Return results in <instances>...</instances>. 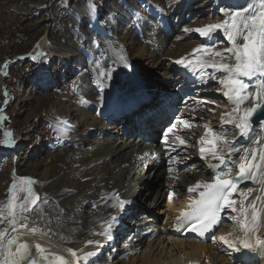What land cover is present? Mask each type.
Returning a JSON list of instances; mask_svg holds the SVG:
<instances>
[{
    "label": "bare ground",
    "instance_id": "1",
    "mask_svg": "<svg viewBox=\"0 0 264 264\" xmlns=\"http://www.w3.org/2000/svg\"><path fill=\"white\" fill-rule=\"evenodd\" d=\"M12 1L14 2L15 7L10 5V2ZM16 2L17 1L15 0H0V31L6 30L5 33H8L16 24L23 25L22 21L27 19L25 17H21L20 19L10 16L5 17L2 13V9L5 8L9 10L15 8V13H18L19 15L23 12L26 13L28 8L26 4L28 3L26 2L23 7H16ZM197 3V1L192 2L187 7V10H195L202 6V3ZM235 3L238 5H246L245 0H238ZM59 4L56 8H61V11L56 10L54 18L52 19V26L48 28V31L50 30L49 35L41 38L33 47V51L37 53L42 52L44 55L50 54L48 53L50 51H55L60 55L65 54L66 56L63 57L67 58L70 54L69 52H74L75 48L79 45L88 43L86 41H90L91 43L89 44L97 45L99 38L96 32L93 29L86 27L83 23L75 24L76 22L72 21L69 14L71 10L77 12L84 8L82 1L79 0V2L77 4L75 3L72 7L66 6L63 2V6H60ZM42 6L44 7V5ZM63 8H65V10H63ZM199 11H202V9L194 11V13ZM42 12L43 11H41V13ZM6 21H9V26H6ZM2 25H4V28ZM75 27H83L85 29V34L73 32L72 30H74ZM173 29L174 28H164L155 33H150L148 39L151 37L162 38V42L153 49L151 48V45L144 46L142 41L139 42L135 36L130 34L123 35L120 39H117L113 45H125L132 58V60H129V63L133 65L136 72L141 73V76L146 80L155 83V86L151 90L150 99L145 102L146 108H150L157 103H162L161 107L158 109L164 110L166 112V118H168L179 103L184 104L188 102L193 105L194 109L200 111V116L205 117L206 120L204 123H206L208 128L223 133L229 142V147H232L234 144L236 148L240 149L239 152H236L232 156L231 161H229V167L232 169V176L235 177L239 171L238 165L240 163V156L243 154V149L245 147H256L259 151L261 147H264V126H256L253 136H251L250 133L249 136L245 137H239L238 130L235 129L234 125H224L222 129L221 115L230 112L235 106L223 96L222 86L218 91L213 92L214 96L222 99V103L218 104L216 108H212V111L207 110L206 112H203L201 110L200 103L202 101L197 96L199 90L195 91L194 87H192L193 84L196 85L195 88L200 86L197 78L198 76H194L187 69L175 63L177 59L186 57L187 53L191 54L188 58L195 59L196 54L193 53V49L198 48L199 45H190V41L183 42L187 38L186 34L174 35L172 34ZM217 36L218 35L214 38L217 39ZM5 39L8 40L9 38H3L0 35V45L1 41ZM109 48L111 54L104 60L103 71H106L108 68L116 69L121 64L118 59L119 55L117 50L112 47ZM7 50V47L1 46L0 59ZM216 50L222 49L216 48ZM7 66H9L7 62H3L0 65V85L6 83L5 78L7 76ZM19 68H21L20 64L18 65V69ZM209 71L210 73L213 72L212 69ZM219 73H221V77L224 75L222 72ZM174 75L183 76L184 81L179 82L174 80ZM37 77V75L34 76L32 74V68H28L23 82L25 91L23 90L20 94L19 92H16L15 87L12 88V85L9 86L11 89L10 103H13L14 106L10 109L11 114L7 112V115L14 116L12 114L15 112V117H20L21 114H23V111L28 110L26 107L27 103L30 104L32 102L31 100L34 99L33 97H36V95L41 93V89H32ZM72 78L73 74L67 71L64 80L66 81ZM129 79H132V77ZM211 81L212 80L209 82ZM174 82L179 83L180 88H175L173 85ZM251 90L254 91L255 89ZM51 93L52 92H49V95L47 94L43 97L47 102V106L43 111L49 113L50 111L55 110L57 113L68 116L70 120L77 119L79 121L78 125L83 128L82 132L77 135L79 138V148L69 147L57 154H51L48 157H54L51 158V162L46 165H44L45 158L38 163H31L34 161L31 156H34L36 152H31L28 156L25 152L24 145H17L19 138L15 140L14 137L16 136H13L14 134L12 131L8 130L6 132L11 133V136L8 139L14 142V146L2 145V149H0V151H3L2 156H4L7 151H14V147L17 145L16 149L18 151L19 160L17 159V162L14 161V157L10 164V168H13L14 165H16L15 173L18 174V165L28 163L29 169H27L28 176L26 177H31L36 181L34 189L39 195L50 186L51 188H57V193L51 198V200H41L42 202L39 203V206L35 208L32 214V219L37 218L38 220L36 222L40 225L47 224L48 221L52 223L53 226L51 227L58 235L62 236V241L81 240V242L76 245V248L82 249L85 246L86 241L89 240L90 234L93 231L92 227L94 228L95 233H102L105 227L102 222V217L111 212H116L114 208H110L112 203L110 200L99 208L98 206L90 207L93 204L87 203L105 201L106 198L105 195H103V191L116 190L124 197L135 198L138 204L145 205L146 209L151 208V211H149L151 212V216L154 218L155 223L162 220L160 223L165 235L162 234L146 244H143L142 242L137 244L136 246H141V249L140 253L136 254L134 257L129 253L124 252L121 248H113V245H111L113 240L112 234L110 239L102 235L100 238L101 241L99 240L100 247L102 249L113 248L112 253H114L115 259V262L113 263L112 260L108 259L105 264H172L174 261L183 262L188 258L193 260L197 259L201 264H203L205 258H208L216 264H241V261H243V264H264V249H254L251 251L244 250V254L241 256L240 252H235L232 249H229L222 242H219V240L214 243L212 239H209L206 243H199L198 241L191 239H178L172 234V222L174 216L171 215L170 217L163 219L155 215L154 211H159L163 208V196L168 188L174 190L173 199H180L181 203L178 202L174 205L167 203V206L169 209L172 207L174 213H179L182 208H188L186 202L192 195V193L187 191L188 188L196 184L197 181L207 182L212 180L215 174L214 170L208 166L206 160L200 158L199 154V148L201 146H206L199 143L200 138L204 136L205 133L200 135L195 131L193 125L189 123L191 125L190 127L181 130V136L184 137L186 144L179 145L178 141L169 143L176 150L172 151L168 148L164 149V167L168 172V176L165 177L163 169L154 161L147 159L144 164H142V161L133 163L134 159L132 158L131 153L137 148L143 146L138 139L132 140L126 139L125 137L117 139L115 137L112 140H107L106 138L103 140H92L90 137L91 131L86 129V127L101 124L97 122L89 111L78 109L71 103L60 105L56 98L52 95L50 96ZM23 94H26V96H23ZM157 94L158 96H156ZM189 95H193L194 97L191 98ZM40 101L41 100L36 102L30 108V111H28L26 116L21 117L18 120L11 117L13 126H16L17 123L26 124V126L19 131L20 134L29 133L30 125H34V118L38 115V112H36L35 109L37 108V105L42 102ZM250 105L251 100L245 104V106ZM4 109L5 105L1 102L0 116L4 113ZM193 113V115H195V111H193ZM177 117H181L185 120L187 115L180 113ZM85 118H89L90 122L84 124L82 121ZM0 126H4V123H1V121ZM6 132L3 131L1 134L0 138L2 140H5ZM113 132H118V129L114 128ZM230 133L233 134V137L229 136ZM29 138L31 139V137ZM257 139H260L259 144L256 143ZM219 145L220 142H218V151L221 150ZM89 148H91V153ZM222 150L225 152L227 148H223ZM39 153L40 151L37 149V154ZM208 161L211 163H218V161L211 160V157H208ZM57 163L60 165L57 166ZM169 165L172 167L171 171H169ZM144 166H147V168ZM41 167H44L43 170L38 172V169ZM261 169L264 171V164H262ZM69 174L72 177L79 179V182L76 180L72 183H69V180L65 181L64 176H68ZM173 175H175L176 178H172ZM37 176H39L40 179L37 180ZM1 177L2 171H0V179ZM246 185H249L250 188H246ZM70 187L72 190L69 189ZM1 190L2 188H0V191ZM243 192L251 193V195L248 196V199L244 201L245 206L255 200L256 196L264 195V191H262V186L259 181L255 183L247 181L238 191L240 194H237L234 198L237 209L240 207V201L242 199L241 193ZM256 206L259 209L264 210V200L257 201ZM233 215L236 214L227 211V217H232ZM239 219H243V217H239ZM222 235L229 240H233L236 237L243 236V232L241 230L235 231L230 227H224L218 237ZM257 235H264V211L261 212V220ZM20 238L21 237H18V243L22 241L19 240ZM24 238L29 239L36 244L39 243L42 247H49L55 242V237L44 229L36 230L30 235H25ZM227 250L231 251V255L225 253ZM34 260L37 264H43L42 255H37Z\"/></svg>",
    "mask_w": 264,
    "mask_h": 264
},
{
    "label": "snow or ice",
    "instance_id": "2",
    "mask_svg": "<svg viewBox=\"0 0 264 264\" xmlns=\"http://www.w3.org/2000/svg\"><path fill=\"white\" fill-rule=\"evenodd\" d=\"M175 2L178 4L179 0H175ZM245 2L246 6L237 5L233 11L228 10L233 7L231 5L221 7L220 12L226 17L221 23H210L196 29H184L187 33H197L200 38L209 42L214 41L217 33H222L224 39L214 43H202L198 48L193 49V53L196 54L195 59L182 57L175 61L177 65L197 75L198 79L204 83L208 82V78L216 80V72L224 73L218 83L222 86L223 96L235 106L230 112L221 115V128L223 129L224 125H234L238 130L239 137L249 136L257 124L264 126V0H251V2L245 0ZM88 10L93 13L97 12L94 0H88ZM136 16L137 23H140L139 14ZM143 23L147 24V21L145 20ZM225 40L229 47L216 50V45ZM86 42L91 43L90 41ZM37 55L43 56L44 53L38 52ZM33 59L35 60L36 57L34 56ZM118 59L123 66H128L127 57L120 55ZM93 64L99 68V61H93ZM209 68L213 70L210 77L206 71ZM113 71H115L114 68H108L106 71L100 72L101 82L97 83L95 78L93 79L96 87L102 88L103 79L110 78ZM249 100H251V106H245ZM211 103L215 102L211 101ZM2 119L4 117L0 116V120ZM177 120L180 118L177 117ZM63 123L67 124L68 122L64 121ZM182 123L184 127L191 126L187 121H182ZM174 129H177V124L170 122L164 130L162 141L165 148L172 151L176 149L169 144L170 134H173V141H178L179 145L186 144L181 136L174 134ZM10 136L11 133L6 132L5 140L0 141V145L14 146V142L8 139ZM218 142L221 147L219 151L217 150ZM199 143L211 146L207 148L201 146L199 154L202 160L208 162V166L214 170L215 174L211 182L197 181L196 184L188 188L189 193L199 189L203 190L199 191L198 199L191 200L188 206L189 210L182 211L177 217V225L199 237H204L222 222L221 214L230 211L236 214L231 219L233 222L239 223L243 236L229 240L223 235L220 237L212 235V241L215 243L219 240L229 249L240 252L241 256H243L244 250L264 249V235H257L261 212L264 210L256 206L257 201L264 200V195L256 196L255 200L245 206L244 201L251 193H241L239 209L233 199V194L239 190L241 181L254 183L259 181L262 191H264V171L261 169L264 164V147H261L259 151L256 147H245L240 156L238 174L233 177L229 161L240 149L236 148L234 144L229 147V142L222 132H216L207 126H205V135L200 138ZM256 143L259 144L260 139H257ZM223 148L228 149L227 153L222 150ZM145 155L147 156L149 153H145ZM208 157L218 163H211L208 161ZM171 170L172 167L169 165V171ZM35 184L36 181L31 177H20L19 181L14 178L8 188V201L3 208H0V219L5 218V214L6 217H11L8 223L11 225L13 233L17 232L18 219L42 202L38 192L34 189ZM18 191L24 194L23 199L19 202ZM168 198L169 200L173 198L172 192H169ZM112 201L111 207H119L121 210H125L126 205L131 203L120 198L118 194H113ZM239 217H243V219H239ZM117 220L118 217L113 216L111 220L107 221V226L104 227L101 235L110 239L111 229ZM32 231L35 232L36 229L33 228ZM89 243L92 242L89 241ZM13 245H15L14 252L11 250ZM35 248L40 253L44 252L39 243L35 245ZM67 251L72 257L77 256L73 249L69 248ZM0 255L3 257L0 264H37L31 257L29 244L18 243L17 235L6 234L4 231H0ZM95 255H97L96 252H90L81 259L88 261ZM50 264H66V261L63 257L56 256Z\"/></svg>",
    "mask_w": 264,
    "mask_h": 264
},
{
    "label": "rangeland",
    "instance_id": "3",
    "mask_svg": "<svg viewBox=\"0 0 264 264\" xmlns=\"http://www.w3.org/2000/svg\"><path fill=\"white\" fill-rule=\"evenodd\" d=\"M16 2V7H20V6H25L26 2L28 4L27 5V12L26 13H21L20 15L18 13H15V8L9 10V9H2V13L6 16H10V17H14L16 19H20L21 17H25L27 18L26 20L22 21L23 25H19L16 24L10 32L5 33L6 30L0 31V35L3 38H9L8 40L5 39L3 41H1V46L2 47H7L8 50L5 52L4 55H2L1 59H0V65L4 62H7L9 64V66H7V72H6V83H3L2 85H0V103L2 102L5 105V109L3 110V114L1 116L4 117V119L0 120L1 123H4V126L1 127L0 126V136L1 134L8 130H11L12 133L14 134L13 136L15 140H17V145H20L22 143H25L24 147L26 150V154L29 155V153L27 152L29 148L32 147L33 143L36 142L37 143V138L39 135L43 134V129H42V120L44 118V111L45 107L47 106V102L46 100L43 99L44 96H46L47 94L49 95V92L46 93V90L43 88V91L41 93H39L38 95H36V97H33L34 99H32L31 103H27L26 107L28 110L23 111L20 117L16 116L15 117V112H13L14 116H9L6 113L9 112L10 113V109L11 107L14 106L13 103H10V94H11V89L9 86H13L12 88L15 87L16 92H19L20 94L23 92L24 89V76L25 73L27 71L28 68H32V72H35L37 74H39L40 76H43V78H49L51 81L55 80V79H62L64 76V72L66 70H68L69 68H67V60L70 59V56H68L67 58L61 57L63 55H60L59 53H56L55 51H50L48 53L50 54H46L43 56H39L37 55V52L33 51V47L35 46V44L41 39L43 38V36H48L50 33V30L48 31V28L52 26V19L54 18V15L57 11H61V8H56V6H58V4L60 6L62 5V2L65 3L66 6L68 7H72L75 3L77 4L79 2V0H15ZM48 1V2H47ZM69 1V2H68ZM83 3H87L88 0H81ZM103 1V0H100ZM210 2L212 4L211 9L212 10H218L219 7H221V5H219V0H217V2L214 4L213 0H204L202 2ZM25 2V3H24ZM104 2H110L112 4H115L119 7V3L118 1H114V0H104ZM41 3V4H38ZM1 5V4H0ZM11 6H14V2H10ZM19 5V6H18ZM44 5V7L42 6ZM64 5V7H65ZM39 6V7H38ZM207 6V5H206ZM15 7V6H14ZM66 8V7H65ZM65 8H63V10H65ZM102 9H104L105 7H101ZM47 10V12H46ZM41 11H43L41 13ZM73 11V12H72ZM50 12V13H49ZM47 13V16H46ZM74 10H71L69 12L70 16H75L74 15ZM46 18H45V17ZM43 17V18H42ZM218 17V13L216 11L215 14V18ZM42 18V19H41ZM72 18V17H71ZM13 19V18H12ZM50 20V21H48ZM105 20V17H104ZM105 24L110 23L109 20L104 21ZM1 21V18H0ZM9 21H6L5 24L6 26H9ZM36 24V25H34ZM4 25H2L3 27ZM4 28V27H3ZM46 28V29H45ZM36 57V59L34 60L33 57ZM57 57V59H55ZM21 65V68L18 69V65ZM64 68V72L63 69ZM62 76V77H61ZM26 96V94H23V96ZM53 96L54 98L57 99L58 103L60 105H63L65 103L70 104L71 101H67V96L65 100L61 99V96L58 95H54L53 93L50 94V96ZM64 96V95H62ZM39 100H41L40 104L37 105V108L35 109L36 112H38V115L36 116V118H34V125H30L29 128V133L25 134L22 133L20 134L19 131L22 130V128H24L26 126V124H19L17 123L16 126L12 125V118L14 119H20L21 117H24L27 115L28 111H30V108ZM15 103V102H14ZM49 103V102H48ZM11 114V113H10ZM64 115V114H63ZM65 116V115H64ZM12 117V118H11ZM68 117V116H66ZM64 118L61 115V119ZM121 134V133H120ZM31 137V139L29 138ZM0 141H3L0 138ZM2 147V146H1ZM60 152V151H59ZM59 152H56L59 153ZM38 157H33L34 161H32L31 163H38L41 160H44V165L48 164L51 162V158L53 157H48L50 156L49 154H45L43 151H40L39 154H37V152L34 154ZM15 157V161L17 162V159L19 160L18 157V151H13L11 153V155L9 156V160L13 159ZM30 163V164H31ZM60 164L57 163V166H59ZM15 167L16 165H14L13 168H10V164L7 168H4L2 171V177L0 179V188H2V190L0 191V208H3L4 205H6L7 201H8V188L11 185L13 179L15 178L17 181H19L20 177H26L28 176L27 174V169L28 168V163H24V165H18V174L15 173ZM44 167H41L38 169V172H41L43 170ZM68 172V170H67ZM36 179H40L39 176L36 177ZM64 180L68 181L69 183H72L73 181H77L79 182V179H77L76 177H72L70 174L68 176H64ZM82 182V181H81ZM80 182V183H81ZM68 183V184H69ZM70 190H72V188H69ZM57 193V188H51V186L42 193L39 196L41 197V200H51V198ZM24 194L22 192H17V197H18V202L19 200L23 199ZM39 206V204H38ZM36 206V207H38ZM35 207V208H36ZM35 208L24 214L23 217L19 218L17 221V232L19 235H23L25 232H27L28 230L33 229L32 225L30 224V216L33 214ZM11 219V217H6L5 214V218L0 219V231H4L6 232V234H12V227L11 225L8 223V221ZM49 222V221H48ZM13 248V246H12ZM11 248V250H12ZM3 257L2 255H0V260H2Z\"/></svg>",
    "mask_w": 264,
    "mask_h": 264
},
{
    "label": "water",
    "instance_id": "4",
    "mask_svg": "<svg viewBox=\"0 0 264 264\" xmlns=\"http://www.w3.org/2000/svg\"><path fill=\"white\" fill-rule=\"evenodd\" d=\"M29 244V243H27ZM29 249H30V253H31V257H33L34 253H35V249L32 248V246L29 244Z\"/></svg>",
    "mask_w": 264,
    "mask_h": 264
}]
</instances>
